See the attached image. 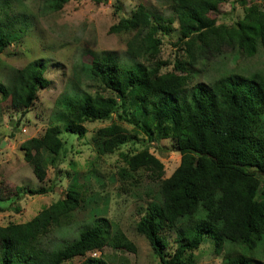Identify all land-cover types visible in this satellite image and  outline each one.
Instances as JSON below:
<instances>
[{
    "label": "rangeland",
    "instance_id": "1",
    "mask_svg": "<svg viewBox=\"0 0 264 264\" xmlns=\"http://www.w3.org/2000/svg\"><path fill=\"white\" fill-rule=\"evenodd\" d=\"M53 0H0V23L11 43L0 53V82L13 92L16 69L33 63L44 66V83L38 87L32 103L22 114V108L11 105V95L0 101V226L23 223L41 209L65 200L68 187L76 182L79 204L62 221L52 226L37 240L39 246L59 247L78 236L96 222L108 223L123 235V244L105 245L100 249L75 256L64 264H80L87 256H101L108 264H160L148 240L136 231L137 222L160 202V182L179 165L180 153L173 137L148 138L140 125L147 115L138 97L129 93L125 115L118 117L117 107L109 118L83 121L82 130L65 127L71 117L65 108L94 93L113 95L90 72L94 59L116 63L123 70L134 71L159 64V73H182L187 78V92L201 83H209L230 74L248 79L253 73L264 77V48L257 41L253 55L240 54L237 48L223 46L216 55L199 56L198 47L179 41L180 31L176 12L167 0H70L59 10L52 9ZM142 4L158 26L155 34L161 43L152 57H134L127 52V42L134 30L111 33L109 27L121 17H129ZM264 10V0H224L217 10L209 13L216 20L215 28L224 25L225 37L237 35L252 11ZM196 41L199 48L206 44L205 36ZM220 31V29H219ZM218 31V32H219ZM184 40V41H185ZM188 47L195 59L190 58ZM245 80V81H246ZM259 127H264V102ZM116 123L128 133V140L109 153H99L95 132ZM60 127L62 148L56 166L50 164L51 154L44 152L46 176L39 181L31 164L23 158L21 144L31 137H41L49 125ZM152 128V126H149ZM147 149L163 165L161 177L140 167L131 170L128 160ZM125 170L124 172L122 170ZM52 189L30 195L17 193L16 186ZM264 187L262 180L258 194ZM199 218V214L195 219ZM182 219L174 227L163 223L159 233L166 240L164 251L171 255L176 246V230L187 223ZM241 255L253 264H264V240L250 249L240 242L225 241L216 254L212 241H204L193 251L186 252L184 264H228ZM0 264H2L0 262Z\"/></svg>",
    "mask_w": 264,
    "mask_h": 264
},
{
    "label": "trees",
    "instance_id": "2",
    "mask_svg": "<svg viewBox=\"0 0 264 264\" xmlns=\"http://www.w3.org/2000/svg\"><path fill=\"white\" fill-rule=\"evenodd\" d=\"M68 1L53 0L52 9L59 10ZM167 1L176 12L179 41L183 43L189 38L201 51L199 56L202 53L216 55L226 45L237 48L240 54L253 55L257 41L264 48V10L252 11L245 25L237 29V35L225 37L224 31L228 28L224 25L215 28L216 20L209 15L224 0ZM130 30L135 33L127 42V52L134 57H153L161 43L155 36L159 28L151 22L144 5L139 4L131 16L121 17L109 27V32L114 34ZM206 30L210 32L205 36L206 44L199 48L196 41ZM10 43L0 23V53ZM187 51L194 60L193 49L188 47ZM159 68L157 64L127 71L116 63L94 59L91 74L113 95L94 93L70 103L65 108L71 123L65 129L80 132L81 122L109 118L117 104L122 108L118 117L128 120L125 99L129 93L135 94L147 115L144 125L140 126L148 138H152L154 132L159 138L173 137L181 155L179 165L160 182L159 204L149 209L136 224V231L148 240L160 264H184L186 252L195 250L205 236L211 239L216 254L221 252L225 241L254 248L264 240V187L258 194L264 181V127H259L264 77L253 73L246 80L230 74L201 83L187 92L184 74L159 73ZM44 70L43 65L36 63L16 69L13 92L9 93L0 82V101L11 95V105L22 108L21 113L25 114L38 87L45 81ZM60 132L58 125H49L41 137H31L20 146L24 160L31 164L39 181L46 176L44 152L52 155V166L57 164L62 148ZM94 138L98 152L109 153L129 136L122 126L111 123L98 128ZM127 163L131 170L144 167L159 178L163 173L162 163L147 149L131 156ZM51 189L52 185L34 189L15 187L17 193L30 195ZM78 204L79 191L73 182L62 202L41 209L23 223L0 226V262L64 264L105 245L123 244L120 230L112 231L108 223L98 221L62 246H39L40 236L52 226H60ZM197 214L199 218L195 219ZM182 219L189 221L176 230L177 246L171 255H166V240L160 235L159 227L163 223L174 227ZM80 264L108 263L101 256H87ZM228 264L253 263L241 255Z\"/></svg>",
    "mask_w": 264,
    "mask_h": 264
}]
</instances>
